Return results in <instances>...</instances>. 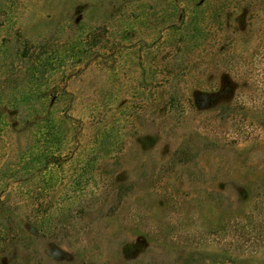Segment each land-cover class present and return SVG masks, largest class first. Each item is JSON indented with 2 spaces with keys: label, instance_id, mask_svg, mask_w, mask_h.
Segmentation results:
<instances>
[{
  "label": "rangeland",
  "instance_id": "1",
  "mask_svg": "<svg viewBox=\"0 0 264 264\" xmlns=\"http://www.w3.org/2000/svg\"><path fill=\"white\" fill-rule=\"evenodd\" d=\"M0 264H264V0H0Z\"/></svg>",
  "mask_w": 264,
  "mask_h": 264
},
{
  "label": "trees",
  "instance_id": "2",
  "mask_svg": "<svg viewBox=\"0 0 264 264\" xmlns=\"http://www.w3.org/2000/svg\"><path fill=\"white\" fill-rule=\"evenodd\" d=\"M201 5H203V3L202 2H197V7H200ZM181 11V13L183 14V18H185V17H187V15L183 12L184 11V8L183 9H181L180 10ZM188 18H189V16H188ZM182 21H183V19H182ZM207 29V31H210V29H211V26L208 24V27L207 28H205L204 27V29L202 28V30L205 32V30ZM206 33V32H205Z\"/></svg>",
  "mask_w": 264,
  "mask_h": 264
}]
</instances>
